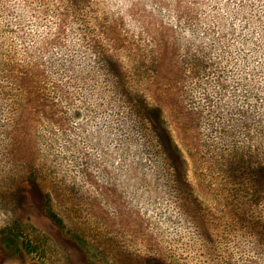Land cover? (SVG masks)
<instances>
[{"label": "rangeland", "instance_id": "obj_1", "mask_svg": "<svg viewBox=\"0 0 264 264\" xmlns=\"http://www.w3.org/2000/svg\"><path fill=\"white\" fill-rule=\"evenodd\" d=\"M0 264H264V0H0Z\"/></svg>", "mask_w": 264, "mask_h": 264}, {"label": "trees", "instance_id": "obj_2", "mask_svg": "<svg viewBox=\"0 0 264 264\" xmlns=\"http://www.w3.org/2000/svg\"><path fill=\"white\" fill-rule=\"evenodd\" d=\"M135 107L137 108V110H135L136 113L140 116V121L137 122V128L146 133L151 132L152 136L158 140L159 150L157 152L159 154L164 153V163L167 168L170 167L171 164H175L174 155H176V153L174 152V147H172L170 138L165 133L163 126L159 123L154 110L142 103L141 105L135 103Z\"/></svg>", "mask_w": 264, "mask_h": 264}]
</instances>
